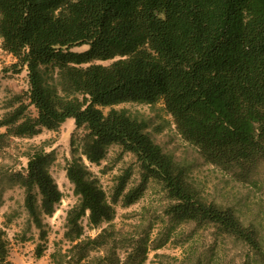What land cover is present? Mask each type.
<instances>
[{
    "label": "trees",
    "instance_id": "1",
    "mask_svg": "<svg viewBox=\"0 0 264 264\" xmlns=\"http://www.w3.org/2000/svg\"><path fill=\"white\" fill-rule=\"evenodd\" d=\"M0 39L17 60L15 71H27L29 80V90L15 95L18 105L0 119V151L14 139L57 131L69 118L83 130L72 139L67 167L79 200L67 212L51 264H145L181 225L241 242L248 248L243 264L257 263L251 252L264 255L258 231L234 208L204 200L184 164L148 132L146 119L116 108L163 101L178 134L206 163L252 182L264 162V0H0ZM30 105L37 117L27 115ZM113 145L135 157L141 176L130 186L126 169L108 194L84 159L100 165ZM52 162V153L37 150L25 171L11 176L25 190V209L39 231L37 258L48 250L44 217L63 200ZM151 180L168 200L161 216L168 224L154 239L153 231L139 232L141 224L125 231L114 222L116 206L136 204ZM85 218L100 230L96 236H85ZM202 256L191 247L181 260L156 253L153 264H202ZM0 264H15L2 229Z\"/></svg>",
    "mask_w": 264,
    "mask_h": 264
},
{
    "label": "rangeland",
    "instance_id": "2",
    "mask_svg": "<svg viewBox=\"0 0 264 264\" xmlns=\"http://www.w3.org/2000/svg\"><path fill=\"white\" fill-rule=\"evenodd\" d=\"M87 48L88 46L84 45L73 50L82 52ZM16 62L17 60L6 54L0 46V119L9 111L10 105H18V102H14L15 95H24L29 90L27 71L16 72L13 66ZM22 100L29 103L26 96ZM116 108H127L146 119L148 132L156 143L161 145L165 152L173 154L177 161L187 168L189 180L196 187L198 194L209 202L234 208L246 225L258 231L264 246V162L257 168L252 182L240 183L232 174L206 163L198 149L178 134L174 120L163 101L154 106L124 103ZM102 110L107 114L110 108ZM27 115L37 117L38 112L30 105ZM4 131L5 128H0V133ZM82 134L83 130L76 128L75 120L69 118L57 131L43 129L33 138L14 139L8 148L0 151V229L5 232L9 260L13 263L51 264L50 255L54 243L64 240L67 212L79 200L74 193V186L67 178V167L72 159V139L79 138ZM40 149L53 154L50 173L63 193V200L53 216L44 217L45 229L48 231V250L43 257L37 258L39 231L32 224L25 209V190L19 185H14L11 176L13 172H24L29 156ZM84 160L108 194L114 188L116 176L128 168L132 169L130 186L139 182L141 175L135 157L123 153L120 146H111L107 158L100 165ZM167 202L162 185L151 180L143 197L136 204L128 208L120 204L116 206L117 216L114 222L119 229L125 231L141 224L139 232L144 229L153 231L150 237L154 239L158 231L168 224L167 219L161 217ZM82 224L85 236L94 237L100 231L91 228L87 218ZM191 247L203 253L202 264H243L248 254V248L241 242L222 237L215 240V236H210L209 232L203 229L193 231L191 226L181 225L176 228L171 243L158 251L150 250L145 264H153L156 253L181 260ZM256 257L251 252V260L258 259L255 264H264V255ZM165 263L181 264L180 261L174 260H165Z\"/></svg>",
    "mask_w": 264,
    "mask_h": 264
}]
</instances>
